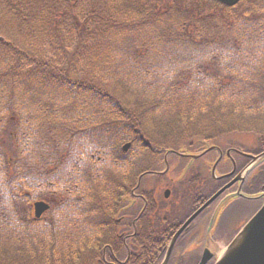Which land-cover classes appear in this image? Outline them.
<instances>
[{"label": "trees", "instance_id": "trees-1", "mask_svg": "<svg viewBox=\"0 0 264 264\" xmlns=\"http://www.w3.org/2000/svg\"><path fill=\"white\" fill-rule=\"evenodd\" d=\"M0 4V264H96L160 151L264 143V0Z\"/></svg>", "mask_w": 264, "mask_h": 264}, {"label": "flooded vegetation", "instance_id": "flooded-vegetation-1", "mask_svg": "<svg viewBox=\"0 0 264 264\" xmlns=\"http://www.w3.org/2000/svg\"><path fill=\"white\" fill-rule=\"evenodd\" d=\"M215 143L216 145L211 147V150L203 149V151H197L195 149L198 148V145L194 144L190 145L185 152L167 157L166 155L164 156L162 160L163 164L166 169L168 167V171L165 175H168L171 167H173L172 171L178 169L185 174L183 171V164L188 166L190 165L189 163H196L192 165V167L193 170L197 172L194 174V176L196 175L195 181L197 182L200 180L201 182L200 186H202V188L198 191L201 196H196L197 192L194 194L195 191L191 188L194 182L193 177L191 181L186 180V182L178 181L171 183L172 187L162 192V198L157 197L153 190L149 191L147 186L145 189L140 186V190L138 189L139 192L135 193L132 198L133 203L129 202L126 206L127 203L124 201L122 202L124 208L122 213H120L121 217L117 219V224L121 227V230H118V233L115 235V241L113 242L114 248H111L110 256L108 258L104 256L100 264H128L132 258V250L150 253L159 251V248L153 247V244L160 245L161 247L162 255L159 257L161 258L163 256L161 263L166 259L169 250L168 247L172 238L185 222L184 221L180 225V221L189 218L201 208L207 202L205 201V197L209 195L211 191L215 190V192H218L223 187L233 182L239 174L238 170L252 163V158L248 155L255 156L258 154L252 150H246L241 145L229 143V145L221 146L219 145L220 142L218 143L217 141ZM172 157L178 159L177 162L173 163V166H171V162L169 161ZM187 160L188 162L186 163L182 162ZM215 167L218 171V174L215 175L216 177L231 176L224 180L220 179L213 182V185H210L208 182L204 183L201 179V175L209 172V170L213 172ZM254 171L256 174L258 173L257 175L255 174L256 176L264 172V162L255 167ZM160 177L163 176L160 175ZM250 180H247L246 177L243 182H237L221 198L208 206L193 221L177 241L171 253L169 264H201L203 257H205L208 252L215 255L217 250L227 244L228 239L224 238L225 235H227L230 240V238L232 239L237 234L241 227L237 229L233 227L234 230L231 231L232 224L230 222L226 223L223 220V210L216 208V204L219 201V205L221 203H224L222 205H226L231 202L239 201L233 200L238 198L230 199V197L237 194L240 189L247 192V188H250V190L254 189L260 192L259 195L262 196V198L253 202H262V205L264 203V185L256 189L259 179L256 180L255 177L252 176ZM167 191H169V194H167ZM187 195L189 197L186 199ZM132 208L137 209L135 212L138 214L137 216L134 215V217H132L130 215V210ZM219 212L222 215L218 216ZM186 214H190L189 217H187L188 215ZM184 215H186V217ZM174 230L175 232L173 233ZM138 236L148 239L154 238L152 242H150L152 245L147 247L138 246L135 240ZM176 251L182 254L180 257H183L174 261ZM190 253L192 254L188 256ZM208 264H214V259L208 262Z\"/></svg>", "mask_w": 264, "mask_h": 264}, {"label": "rangeland", "instance_id": "rangeland-1", "mask_svg": "<svg viewBox=\"0 0 264 264\" xmlns=\"http://www.w3.org/2000/svg\"><path fill=\"white\" fill-rule=\"evenodd\" d=\"M0 6L2 7L1 4H0ZM3 11H4L3 9L0 11V26L10 24L9 21L13 22L10 18L6 19ZM13 23H15V22H13ZM258 139H259V137L255 136V135H251V134H235V135H229V137H227L225 139H220V138L214 139V140H204V139H202L199 142L196 141L195 144L198 145V148L195 149V150H197V151H199V150L203 151V149L204 150H206V149L211 150V147L215 146L216 145L215 142L218 141V143L220 142L219 145H221V146H226L227 144L229 145V143H231V144L233 143V144H237V145L243 146L246 150L256 151L258 149H261V147L264 145V143H262ZM186 146H189L190 147V145H186ZM175 149L177 150V149H179V147H175V148H171L170 147V148H167L166 150H163V151L164 152L165 151L166 152L167 151H176ZM180 149L185 150L183 147L180 148ZM191 149H192V147H191ZM166 152L165 153H159L157 155L156 159L158 160L159 165L157 164V166L153 167V169H150L149 171L155 170L156 172H162V171H164L166 169V167L163 166V163H162V160H163L164 156L166 155ZM179 153H181V152H179ZM177 160L178 159L172 157L169 160L171 162V166H173V163L174 162H177ZM182 162H185L186 163V162H188V160L187 161H182ZM195 164H192V165H195ZM258 164L253 165L247 171V175H246L247 180H250V178L252 176L255 177L258 174V173L256 174V172L254 171L255 170V167H257ZM192 165H190L191 167H189L186 164H183V166H184L183 171H184L185 174H183L178 169H176V171H172L173 167L170 168L168 175H162L163 177H153V176H147V177H145L142 174L141 175V179L143 180V182H142L141 187L143 189H145L146 186H147V189L149 188L148 189L149 191L150 190H153L155 192L154 194L157 197L162 198L163 197L162 192L165 189H167V188H171L172 187V184L171 183H175V182H178V181L179 182L180 181L186 182V180L191 181V179L193 177V181L196 184L193 182V185L191 186V188L193 189V191H195L194 194L197 192L196 193V196L198 195V197H200L201 194H199L198 191L202 188V186H200L201 185L200 180L197 181V182L195 181V179H196L195 176L196 175L194 176V174H196L197 172L195 170H193ZM171 172H172V174H171ZM211 177L212 176H211V171L210 170H209V172H206L204 175H201V179H202V181L204 183L211 182V180H212ZM261 182L264 183L263 180H261ZM190 197H191V195H190ZM124 202L127 203L126 204V206H127L129 202L130 203H133V199H132L131 196H127V197L124 198ZM219 203H220V201L216 204V206H217L216 208H220L221 210H223V220L226 223L230 222L232 224L231 225V231L234 230L233 227H235L236 229L237 228H240V227H243L259 211V209L261 207V203H259L258 201H256V202L236 201V202H231V203L226 204V205H222L224 203H221L219 205ZM123 208H124V206L122 205L120 207V211L121 212L123 211ZM136 211H137V209L132 208L130 210V215L132 217H134V215L137 216L138 214L135 213ZM32 215L34 216L33 210H32ZM220 215H222V214L219 212L218 216H220ZM120 217H121V215L119 217L115 218V221L117 219H119ZM168 217H169V215H168ZM115 225L116 226L114 227V230H117V232H115L114 234L116 235L118 233V230L119 231L121 230V227L117 224V222H115ZM235 236H237V235H235ZM224 238L229 239L227 237V235H225ZM225 247L226 246H222L219 250L216 251V254L215 255L217 257L218 256H221L222 253H223V251H224V249H225ZM191 254L192 253H190L188 256H190ZM181 255H182L181 253H179L178 251H176L175 252V255H174L175 256L174 261L177 260V259H179V258H182L183 256L180 257ZM123 256H124V253H123ZM123 256H122V258H123Z\"/></svg>", "mask_w": 264, "mask_h": 264}, {"label": "water", "instance_id": "water-1", "mask_svg": "<svg viewBox=\"0 0 264 264\" xmlns=\"http://www.w3.org/2000/svg\"><path fill=\"white\" fill-rule=\"evenodd\" d=\"M214 1H218L224 5L232 7L237 5L241 0ZM129 147L130 144H127L124 147V150L126 151ZM263 157L264 154L261 155L258 159H261ZM221 193L222 191L217 193L212 199H210L207 204L203 206L199 211H197L178 231L171 242L166 259L163 264L168 263L173 246L175 245L178 237L182 234V232ZM49 208L50 206L45 202H36L34 205L35 217L37 219H40L43 214L49 210ZM211 258L212 255L210 253L206 254L201 264H207V262ZM215 264H264V205L229 244V246L226 248L224 253Z\"/></svg>", "mask_w": 264, "mask_h": 264}]
</instances>
